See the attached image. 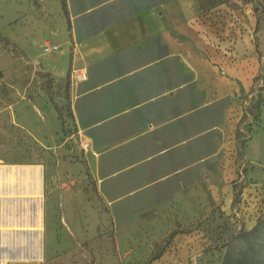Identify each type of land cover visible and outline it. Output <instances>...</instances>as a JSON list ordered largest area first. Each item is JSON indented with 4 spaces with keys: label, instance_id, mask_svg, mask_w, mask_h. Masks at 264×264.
Wrapping results in <instances>:
<instances>
[{
    "label": "rangeland",
    "instance_id": "rangeland-1",
    "mask_svg": "<svg viewBox=\"0 0 264 264\" xmlns=\"http://www.w3.org/2000/svg\"><path fill=\"white\" fill-rule=\"evenodd\" d=\"M195 6L205 53L212 47L223 57L209 56L227 80L218 84L219 127L203 140L199 163L186 166L196 181L181 189L180 205L178 197L155 203L101 195L91 172L92 141L73 123V68L63 78L31 64L14 65L7 77L0 69V103L13 104L11 123L23 119L36 133L46 123L55 135L40 145L29 136L16 141L20 134L12 132L0 159L42 158L59 177L57 195L48 189L47 196L58 208L56 228L47 229L54 242L18 241L34 223L18 202L29 197H16L20 210L7 223L4 206L0 217V231L10 237L0 243V264H222L229 246L244 247L232 236L264 216V0H195ZM64 17L61 0H0V63L39 65L42 54L52 56L44 46L57 43Z\"/></svg>",
    "mask_w": 264,
    "mask_h": 264
},
{
    "label": "crops",
    "instance_id": "crops-1",
    "mask_svg": "<svg viewBox=\"0 0 264 264\" xmlns=\"http://www.w3.org/2000/svg\"><path fill=\"white\" fill-rule=\"evenodd\" d=\"M65 5L55 36L59 50L42 54L39 65L0 63V69L7 77L14 65L31 64L35 71L39 67L63 78L73 68V123L92 141L91 172L101 195H132L136 202L155 203L178 197L180 205L181 189L196 181L195 176L187 178L186 166L199 163L203 140L219 127L217 101L223 93L218 84L227 80L211 64L220 58L215 49L209 47L213 59L205 53L194 20L195 0H65ZM6 101L0 103V145L13 140L12 132L20 134L16 141L29 136L40 145L52 142L53 129L41 123L39 112L36 133L23 119L11 123L13 104ZM58 180L42 158L0 159L4 222L20 210L19 203L14 206L16 197H29L18 202L30 211L34 225L18 241L54 242L47 229L56 228L58 208H52L47 196L48 189L57 195ZM8 238L0 231V243Z\"/></svg>",
    "mask_w": 264,
    "mask_h": 264
},
{
    "label": "trees",
    "instance_id": "trees-1",
    "mask_svg": "<svg viewBox=\"0 0 264 264\" xmlns=\"http://www.w3.org/2000/svg\"><path fill=\"white\" fill-rule=\"evenodd\" d=\"M62 5L65 10V0ZM232 239L242 242L244 247L229 246L222 264H264V216L251 229L240 228Z\"/></svg>",
    "mask_w": 264,
    "mask_h": 264
},
{
    "label": "built area",
    "instance_id": "built-area-1",
    "mask_svg": "<svg viewBox=\"0 0 264 264\" xmlns=\"http://www.w3.org/2000/svg\"><path fill=\"white\" fill-rule=\"evenodd\" d=\"M60 49L59 44L57 43H53V42H48L46 43V45L44 46V50L46 52H54ZM82 77H85V74L82 73L81 75ZM83 146L86 149H89L91 147V142L90 141H83Z\"/></svg>",
    "mask_w": 264,
    "mask_h": 264
}]
</instances>
